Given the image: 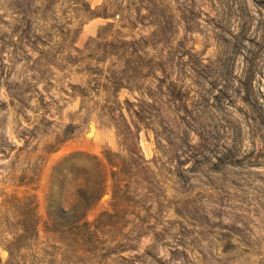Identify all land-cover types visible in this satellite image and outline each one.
I'll list each match as a JSON object with an SVG mask.
<instances>
[{"label":"rangeland","instance_id":"obj_1","mask_svg":"<svg viewBox=\"0 0 264 264\" xmlns=\"http://www.w3.org/2000/svg\"><path fill=\"white\" fill-rule=\"evenodd\" d=\"M0 57V203L38 222L21 264H264V0H0ZM127 149L124 207L57 232L55 163Z\"/></svg>","mask_w":264,"mask_h":264},{"label":"trees","instance_id":"obj_2","mask_svg":"<svg viewBox=\"0 0 264 264\" xmlns=\"http://www.w3.org/2000/svg\"><path fill=\"white\" fill-rule=\"evenodd\" d=\"M5 70L6 65L0 57V79L6 76ZM64 142L65 140L55 143L56 148L53 152L59 149V143ZM1 153L5 155V152ZM50 153L52 152H48ZM37 159H40V156ZM143 162L138 149H127L125 156L103 152L102 157L99 158L83 152H75L59 159L51 168V181L47 194V216L51 224L55 226L57 232L63 228L71 232H79L89 227L86 214L105 195L110 197V209H122L127 200L128 185L125 180L116 176L118 172L116 170L127 164L137 167ZM28 183L23 184L19 181L15 188L29 187L33 184ZM3 196L5 198L0 203V209L7 213L12 211L21 218L16 224L18 228L13 230L11 223L0 218V248L8 254L4 264H21L22 261L24 262L21 251L32 245L38 236L34 198L31 195L17 193L3 194ZM103 214L106 215L107 212ZM56 218L58 222L55 221ZM17 247H20V250H17Z\"/></svg>","mask_w":264,"mask_h":264}]
</instances>
